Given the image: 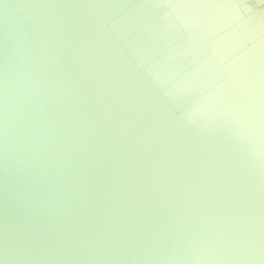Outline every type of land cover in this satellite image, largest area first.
Here are the masks:
<instances>
[{"label":"clouds","instance_id":"obj_1","mask_svg":"<svg viewBox=\"0 0 264 264\" xmlns=\"http://www.w3.org/2000/svg\"><path fill=\"white\" fill-rule=\"evenodd\" d=\"M0 264H264V12L5 3Z\"/></svg>","mask_w":264,"mask_h":264},{"label":"water","instance_id":"obj_2","mask_svg":"<svg viewBox=\"0 0 264 264\" xmlns=\"http://www.w3.org/2000/svg\"><path fill=\"white\" fill-rule=\"evenodd\" d=\"M24 2H29V0H0V24H2L3 5L5 3L16 5ZM236 2L253 5L257 11L264 12V0H236Z\"/></svg>","mask_w":264,"mask_h":264}]
</instances>
